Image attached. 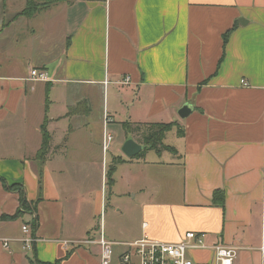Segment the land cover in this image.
<instances>
[{
	"label": "crops",
	"instance_id": "obj_1",
	"mask_svg": "<svg viewBox=\"0 0 264 264\" xmlns=\"http://www.w3.org/2000/svg\"><path fill=\"white\" fill-rule=\"evenodd\" d=\"M26 5L0 0V264H102L98 244L76 246L101 223L115 242L202 232L236 246L234 264H264V0ZM171 122V154H124L143 144L127 124Z\"/></svg>",
	"mask_w": 264,
	"mask_h": 264
},
{
	"label": "built area",
	"instance_id": "obj_2",
	"mask_svg": "<svg viewBox=\"0 0 264 264\" xmlns=\"http://www.w3.org/2000/svg\"><path fill=\"white\" fill-rule=\"evenodd\" d=\"M32 80H50L49 73L44 68H32L30 72ZM247 84L245 80H242ZM109 116H106L108 121ZM113 140V135L105 130L103 147L105 150ZM25 233L29 232L27 225L23 226ZM34 241L32 237L25 239V247L31 248ZM98 244L101 248V263L111 264L115 255V246L123 245L126 250L120 255L123 264H234L238 256V248L226 244H207L205 234L193 230L185 232L183 238L177 242H168L152 238L147 234L141 237L125 242H115L110 240L104 231V225L101 223L100 234L98 238L89 236L88 238L77 241L76 243ZM73 241H66L65 245L70 246ZM9 247L8 241L4 242ZM196 251H208L211 253V261H198L193 253ZM264 256V246H262Z\"/></svg>",
	"mask_w": 264,
	"mask_h": 264
},
{
	"label": "trees",
	"instance_id": "obj_3",
	"mask_svg": "<svg viewBox=\"0 0 264 264\" xmlns=\"http://www.w3.org/2000/svg\"><path fill=\"white\" fill-rule=\"evenodd\" d=\"M56 1H58V0H48L46 2H40V3L38 2L37 3L36 0L35 1L34 0H27V5H26V9H25L24 13L28 14V15L32 14L37 9L45 8V7L53 4ZM174 124H175L174 122L139 124L136 126H132L131 124H127V129L130 132H133V131H135V129H139V126H141V125H150V128L143 135L144 140L140 141L144 145V149L140 154H143L144 152H146L148 150H152V149L156 150L157 152L160 153L165 149H168L170 151H175V149L172 148L171 146L164 144V137H165L166 133L172 129ZM43 132H44V143H43V149L41 150V152H39V157H42L46 153L47 148H48V143H49V135L46 132V128H43ZM113 172H114V167L109 170V173H108L109 177L112 178ZM0 180L4 181L5 185L8 187L4 178L0 177ZM214 199L219 201L222 206L224 205V193L222 191H215ZM22 202L25 204V198L24 197L22 198ZM36 228H37V223L35 221L33 223V231H35ZM70 254H71V252L67 253L66 257H69ZM31 262H35V260H31ZM36 262H37V264H60L61 259H57L54 263H49V262L41 263L40 261H37V260H36Z\"/></svg>",
	"mask_w": 264,
	"mask_h": 264
},
{
	"label": "rangeland",
	"instance_id": "obj_4",
	"mask_svg": "<svg viewBox=\"0 0 264 264\" xmlns=\"http://www.w3.org/2000/svg\"><path fill=\"white\" fill-rule=\"evenodd\" d=\"M35 1V0H34ZM46 1H48V0H36V2L38 3H40V2H46ZM35 2V3H36ZM138 128V127H137ZM150 128V125H141V126H139V129H135V131H133L134 132V134H135V137H137V139H139V141H143L144 139H143V135L145 134V132H147V130ZM137 130V131H136ZM165 137H166V135H165ZM164 137V144H170V143H172V142H174V140H175V136L172 134V133H170L169 135H167V137L165 138ZM165 152H167L168 154H171L170 152V150H168V149H165L164 150ZM143 154H145V156H148V158L150 159L151 157H153L154 156V151H151V150H148V151H146L145 153H143ZM139 156V155H138ZM143 155L142 154H140V157H142ZM170 156H172V155H167V154H164V158H167V157H170ZM107 218H108V220L111 218V212H107ZM111 221V220H110ZM83 237H85V235L83 236ZM89 236H87L86 235V237H85V239L86 238H88ZM76 246H78V247H80V248H85L86 246H89L88 244H86V243H77L76 244ZM77 247V248H78ZM119 249V248H118ZM80 249H78L77 251H76V254H77V258L78 259H82V255H81V253H80V251H79ZM115 257H114V260H115V258H117V252H115V255H114Z\"/></svg>",
	"mask_w": 264,
	"mask_h": 264
},
{
	"label": "water",
	"instance_id": "obj_5",
	"mask_svg": "<svg viewBox=\"0 0 264 264\" xmlns=\"http://www.w3.org/2000/svg\"><path fill=\"white\" fill-rule=\"evenodd\" d=\"M192 110H193V106L191 104L188 103L184 104L179 110V115L181 118H186L187 116H189ZM143 149H144V145L138 143L136 140H134L131 137L127 138L122 146V150L124 154L129 158L138 155L143 151Z\"/></svg>",
	"mask_w": 264,
	"mask_h": 264
}]
</instances>
